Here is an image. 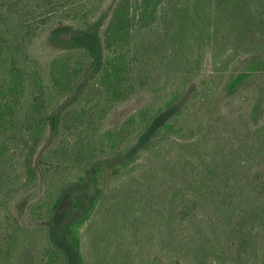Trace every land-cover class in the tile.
<instances>
[{
	"label": "rangeland",
	"instance_id": "rangeland-1",
	"mask_svg": "<svg viewBox=\"0 0 264 264\" xmlns=\"http://www.w3.org/2000/svg\"><path fill=\"white\" fill-rule=\"evenodd\" d=\"M116 1L0 0L7 64L12 58L24 63L27 79L32 68L39 72L22 91L15 131L0 135V264H48L42 247L53 194L73 189L93 166L108 171L100 178L97 213L83 227L91 264H264V0H164L156 22L134 30L132 81L112 90L91 78L68 100L48 68L66 42L56 30L102 26ZM173 92L186 99L182 122L216 121L202 152L207 190L192 183L201 177L190 163L201 154L189 144L193 129L140 145L134 123L122 128L133 113L168 101ZM37 94L49 110L65 103L67 109L58 133L41 139L33 156L38 177L25 184L21 133L31 135L24 116ZM236 158L244 166L226 175L225 164ZM79 191L78 207L62 203L61 225L84 210L88 197ZM220 203L234 204L236 216L219 211Z\"/></svg>",
	"mask_w": 264,
	"mask_h": 264
},
{
	"label": "trees",
	"instance_id": "trees-1",
	"mask_svg": "<svg viewBox=\"0 0 264 264\" xmlns=\"http://www.w3.org/2000/svg\"><path fill=\"white\" fill-rule=\"evenodd\" d=\"M163 1L117 0L108 19L102 26L98 24L78 30H73L69 26L57 29L56 34L58 36L62 35L66 42L63 47L64 51L52 57L48 64L52 84L60 92L68 94V100H76L84 92V88L91 78L97 79V81H94L95 85L100 82V84H106L107 89L111 88L112 90H116L127 80L132 81L130 76L135 66V53L132 49L134 30L138 27H147L156 22L160 12L159 7ZM12 59L7 64L6 56L3 54L2 47H0V93L2 95L0 100V135L6 134L10 129L11 132L15 131V124L19 121L25 103L22 99V91L30 90L31 79L36 78L35 75L39 76V72L32 68L29 69V78L27 79L23 68L25 67L24 63L20 64V61L15 58ZM81 72L88 73L89 77L82 79ZM235 81H238V79ZM233 83L234 79L230 84ZM115 93L113 91V94ZM120 94L124 97L127 95V91L122 87ZM174 94V92L171 93L172 97L164 103L157 106L147 105L133 113L122 128L124 129L127 124L134 123L136 125L134 131H137V140L140 145L153 143L169 133L180 136L181 133L193 129L195 139L193 137L189 144L193 145L195 151H200L201 154H199L197 163L194 162L195 157L192 155L190 163L194 164L196 170H199L198 174L201 177L194 178L192 183L193 185H199L200 191H202V188L207 190L206 181L208 176L205 170L207 157L202 152H206L207 131H212L216 121L205 119L203 122L194 125L182 122L186 109V99H178L174 97ZM29 100L31 108L24 116L26 121L24 123L27 124L29 130L31 129V135L28 134V131H23L21 133L22 140L20 141L22 150L28 152L22 159L21 165L25 184L37 179V167L33 163L35 151L46 134L51 132L52 135H55L58 133L65 109H67L65 103L53 111L49 110L43 96L39 94L32 96ZM111 131L109 130L107 135ZM176 138L178 139V137ZM0 141L2 140L0 139ZM232 149L235 151L236 147L233 145ZM4 154L5 143L2 141L0 143V157H3ZM213 161L218 167L217 157H213ZM225 166V174L229 175V168L236 170L244 166V161L236 158L233 165L228 166V164H225ZM111 168L116 169L118 166L113 164ZM212 168L214 176L217 177L214 171L218 173V170L215 166ZM107 171L102 166L90 167L75 180L77 184L73 189L72 187L58 188L56 193L53 194L56 196L49 203L47 210L48 216L52 219V221H49L51 225L47 232L48 241L42 247V259H45L48 264H91L86 255L87 241L85 239H87V235L86 232H83V227L97 213L103 192L100 178ZM79 188H82L84 195L88 197L85 208L73 219L66 221V224L61 225V222L58 221L62 219L60 213L62 203L70 200L71 208H75L82 202ZM217 207L219 211L229 213L231 219L236 216V211H233L235 210L234 204L224 205L220 203ZM255 208L257 207L255 206ZM185 209H189V207ZM3 214H5L6 220L10 219V213L4 212ZM18 227L20 229L24 228L19 224ZM235 227L234 224L231 227L234 232V234L233 232L231 234L232 238L235 236ZM232 248L234 249L233 245Z\"/></svg>",
	"mask_w": 264,
	"mask_h": 264
}]
</instances>
